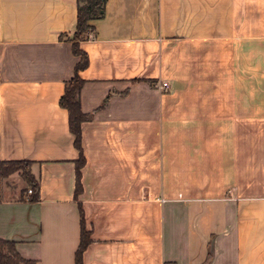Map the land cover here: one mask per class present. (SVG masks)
Returning a JSON list of instances; mask_svg holds the SVG:
<instances>
[{
    "label": "crops",
    "instance_id": "1",
    "mask_svg": "<svg viewBox=\"0 0 264 264\" xmlns=\"http://www.w3.org/2000/svg\"><path fill=\"white\" fill-rule=\"evenodd\" d=\"M76 19L77 0H0V163L39 183L28 203L0 177V240L74 264L80 206L82 264H264V0H107L79 44L77 200Z\"/></svg>",
    "mask_w": 264,
    "mask_h": 264
},
{
    "label": "trees",
    "instance_id": "2",
    "mask_svg": "<svg viewBox=\"0 0 264 264\" xmlns=\"http://www.w3.org/2000/svg\"><path fill=\"white\" fill-rule=\"evenodd\" d=\"M107 0H77V19L74 32L68 41L71 44L72 54L79 60L74 67V75L71 79L64 83V92L59 99V106L65 109L68 115V128L74 137L73 146L78 152V160L75 168V191L74 199L81 191L80 169L84 164V157L81 148V124L91 119L90 115H86L81 111L79 102V93L83 85L78 73L84 70L88 65L87 55L80 50L79 44L88 38V35L94 32L93 26L90 24L94 20L101 19L104 15L105 4ZM63 38V37H61ZM133 80L132 82H138ZM152 83V82H149ZM19 173L26 185L32 190L31 195L27 196L26 191L22 192V200L28 203H36L39 201V183L32 176L30 171V162H3L0 163V177ZM80 211V241L75 253V263L82 264V253L90 243L89 233L86 232L84 226V218ZM0 264H36L33 260L23 259L16 251L13 242L0 240Z\"/></svg>",
    "mask_w": 264,
    "mask_h": 264
},
{
    "label": "built area",
    "instance_id": "3",
    "mask_svg": "<svg viewBox=\"0 0 264 264\" xmlns=\"http://www.w3.org/2000/svg\"><path fill=\"white\" fill-rule=\"evenodd\" d=\"M157 87H159V89L162 91V92H165L168 88V85L166 82H162L161 84H159ZM32 193V190L30 188L27 189L26 191V194L27 196L31 195Z\"/></svg>",
    "mask_w": 264,
    "mask_h": 264
},
{
    "label": "rangeland",
    "instance_id": "4",
    "mask_svg": "<svg viewBox=\"0 0 264 264\" xmlns=\"http://www.w3.org/2000/svg\"><path fill=\"white\" fill-rule=\"evenodd\" d=\"M161 83H162V82H161ZM161 83H160V84H161ZM158 85H159V84H158ZM158 85H157V86H158ZM157 89H158L160 92H162V91L159 89V87H157Z\"/></svg>",
    "mask_w": 264,
    "mask_h": 264
}]
</instances>
